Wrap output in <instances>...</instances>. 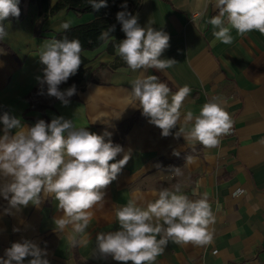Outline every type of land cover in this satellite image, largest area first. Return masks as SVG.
I'll list each match as a JSON object with an SVG mask.
<instances>
[{"label":"crops","instance_id":"crops-1","mask_svg":"<svg viewBox=\"0 0 264 264\" xmlns=\"http://www.w3.org/2000/svg\"><path fill=\"white\" fill-rule=\"evenodd\" d=\"M49 2L54 6L58 0ZM214 4L215 0H142L135 14L141 27L151 20L153 28L169 34L170 47L161 59L177 62L165 70L148 69L143 75H157L172 92L188 85L191 93L182 112L198 114L213 97L222 99L234 124L231 134L221 137L220 145L212 149L189 144L183 136L176 138L182 125L164 137L160 128L149 123L129 94L131 80L141 73L132 72L126 64L113 69L121 58L116 49L108 52L111 39L95 50L82 51L88 71L68 106L45 94L35 98L45 107H32L28 97L39 89L36 77L43 75V65L37 54L44 41L64 32L59 30L63 22L70 20L75 27L90 23L94 15L62 10L36 32L39 9L26 0V18L6 23L9 35L3 42L7 49L0 47V115L9 112L27 126L63 116L96 134L107 128L112 141L122 123L137 121L121 144L124 151L116 157L119 160L128 153L130 159L104 189L105 201L91 210L92 219L78 242L69 243L71 228L54 230V218L63 213L51 194L42 196L39 206L29 205L19 212L11 209L10 215L4 211L8 201L0 196V258L6 259L5 250L12 243L27 239L46 249L49 264H119L111 257H93L96 234L119 227L115 208L133 198L146 206L160 189L173 190L179 183L181 194L189 199L207 195L215 214L214 240L205 247L169 242L155 264H264V34L253 31L239 36L233 30L232 44L217 41L212 45L213 28L208 21L218 14ZM68 87L60 85L62 91ZM101 114L113 127L93 123ZM2 128L0 124V135ZM187 156L193 157L191 162ZM176 167L180 175L169 170ZM237 190H243L242 194L234 195ZM30 259L26 257L24 264Z\"/></svg>","mask_w":264,"mask_h":264},{"label":"clouds","instance_id":"clouds-1","mask_svg":"<svg viewBox=\"0 0 264 264\" xmlns=\"http://www.w3.org/2000/svg\"><path fill=\"white\" fill-rule=\"evenodd\" d=\"M20 0H0V40L8 35L4 23L9 17L21 14ZM88 4L98 11L107 7L106 0H88ZM218 14L208 23L213 28L212 45L217 41L230 45L235 30L239 36L253 31L264 34V0H215ZM116 13V20L122 25L125 38L115 46L116 55L132 72H140L131 80L130 96L138 102L142 115L149 123L160 128L161 135L167 137L178 125L175 137L183 136L189 144L199 143L204 148H217L221 137L231 134L234 121L223 107L220 97H213L204 103L198 114L192 110L181 111L184 101L191 93L188 85L172 92L157 75H143L148 69L165 70L173 67L174 59H161L170 47V36L163 30L152 27L153 22L141 27L138 15L127 10ZM72 22L65 21L59 30H70ZM115 25L103 31L101 40L113 38L110 33ZM83 46L78 38L44 41L37 56L43 65V75L37 76L39 95L55 97L63 106L70 104V98L77 94V86L71 85L63 91L60 85L77 74L82 64ZM46 88V93H45ZM136 107V106H134ZM104 114L93 123L100 121L113 127ZM119 118V117H118ZM3 125L0 135V196L8 201L5 214L11 209L17 212L29 205L39 206L42 196L51 194L57 207L63 213L54 218L55 231L68 232V241L75 245L78 237L85 234L92 219V209L102 206L105 191L123 167L130 155L123 152L119 144H114L112 133L107 130L96 134L87 127H77L72 119L53 117L48 123L39 119L32 126L21 119L4 112L0 115ZM190 126V127H189ZM179 155V153H175ZM193 157L187 156L191 162ZM116 162H112V161ZM180 175V168H170ZM182 185L173 190L162 188L154 201L141 206L133 198L115 208V218L119 225L115 231L99 232L95 237L94 258L107 260L109 257L119 264H155L169 242L177 245L191 244L205 247L214 240L211 225L215 214L205 194L199 199H189L181 194ZM237 190L234 195L242 194ZM13 231H19L14 228ZM86 243V241H82ZM46 249L31 240L14 242L5 250V258L0 264H24L26 257H32L28 264H49L45 258Z\"/></svg>","mask_w":264,"mask_h":264},{"label":"trees","instance_id":"trees-1","mask_svg":"<svg viewBox=\"0 0 264 264\" xmlns=\"http://www.w3.org/2000/svg\"><path fill=\"white\" fill-rule=\"evenodd\" d=\"M29 3L36 4L39 9V20L36 24V32L39 31V28L43 22H45L48 18L55 16L62 10L72 11L77 15L93 14L94 20L90 23L71 27L70 30L66 32L56 34L55 37L56 39H61L64 36H67L69 39L78 38L82 43L83 51L95 50L111 39L109 41L107 50L110 53H114L115 46L119 43V41L125 38V33L121 30L122 25L116 20V13L118 11L124 10L121 8V5L125 3V0H106L107 7H102L98 11L94 10L92 6L88 4V0H58L54 6H50L49 0H29ZM126 3L127 10L135 15L140 9L142 0H126ZM19 8L21 10L20 16L18 18L9 17L4 22L5 24L8 22L21 21L26 18V0H20ZM113 25H115V30L110 33L113 38L110 37L107 40L99 39L101 33ZM0 47L7 49V46L3 40H0ZM87 64L88 60L82 56V64L78 69L77 74L70 77L66 83L61 85L71 86L75 84L77 86V90L81 89V83L85 79V75L88 71V69L85 68ZM122 64H125L122 60L118 61L113 65V69L119 67ZM38 92L39 89L36 88L28 97V100L32 104V107L35 106L44 108L45 106L41 105L40 101L35 100V98L39 97ZM136 121V118H132L122 123L117 130L113 143L121 145L126 134L130 131Z\"/></svg>","mask_w":264,"mask_h":264}]
</instances>
